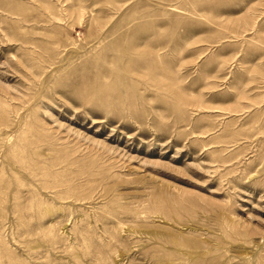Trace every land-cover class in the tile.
<instances>
[{"label":"rangeland","instance_id":"obj_1","mask_svg":"<svg viewBox=\"0 0 264 264\" xmlns=\"http://www.w3.org/2000/svg\"><path fill=\"white\" fill-rule=\"evenodd\" d=\"M0 264H264V0H0Z\"/></svg>","mask_w":264,"mask_h":264}]
</instances>
